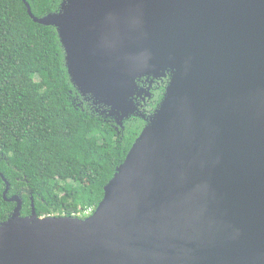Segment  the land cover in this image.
Returning a JSON list of instances; mask_svg holds the SVG:
<instances>
[{
	"label": "water",
	"instance_id": "obj_1",
	"mask_svg": "<svg viewBox=\"0 0 264 264\" xmlns=\"http://www.w3.org/2000/svg\"><path fill=\"white\" fill-rule=\"evenodd\" d=\"M71 83L101 113L162 102L85 217L0 222V264H264V0H63Z\"/></svg>",
	"mask_w": 264,
	"mask_h": 264
},
{
	"label": "trees",
	"instance_id": "obj_2",
	"mask_svg": "<svg viewBox=\"0 0 264 264\" xmlns=\"http://www.w3.org/2000/svg\"><path fill=\"white\" fill-rule=\"evenodd\" d=\"M63 0H26L42 17ZM167 75L145 86L139 112L119 122L101 113L70 81L56 29L34 22L22 0H0V173L21 214L92 213L147 121L162 102ZM0 222L15 203L3 198Z\"/></svg>",
	"mask_w": 264,
	"mask_h": 264
},
{
	"label": "flooded vegetation",
	"instance_id": "obj_3",
	"mask_svg": "<svg viewBox=\"0 0 264 264\" xmlns=\"http://www.w3.org/2000/svg\"><path fill=\"white\" fill-rule=\"evenodd\" d=\"M167 81H169V74H167ZM140 83V86L144 87L145 89V86H148L149 84L147 83V81L145 80V78L139 82Z\"/></svg>",
	"mask_w": 264,
	"mask_h": 264
},
{
	"label": "bare ground",
	"instance_id": "obj_4",
	"mask_svg": "<svg viewBox=\"0 0 264 264\" xmlns=\"http://www.w3.org/2000/svg\"><path fill=\"white\" fill-rule=\"evenodd\" d=\"M90 213L88 212V215H89Z\"/></svg>",
	"mask_w": 264,
	"mask_h": 264
}]
</instances>
